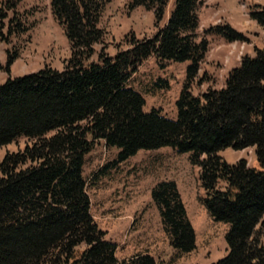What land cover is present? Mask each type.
<instances>
[{
  "label": "trees",
  "instance_id": "obj_1",
  "mask_svg": "<svg viewBox=\"0 0 264 264\" xmlns=\"http://www.w3.org/2000/svg\"><path fill=\"white\" fill-rule=\"evenodd\" d=\"M110 0H50L53 18L70 44L62 71L45 67L0 85V149L20 138L21 150L0 161V264H156L141 254L116 258L114 243L94 221L83 168L96 143L118 150L120 164L141 150L171 148L189 154L199 168L209 216L228 226L226 256L215 264H264V49L243 57L221 89L194 95L192 85L208 51L198 37L202 0H175L165 25L113 56L102 50L99 27ZM22 0H0V42L28 27L16 9ZM169 0H132L130 9L152 11L157 22ZM264 31V8L250 12ZM205 32L243 42L229 25ZM154 58L190 64L176 102L177 119L144 112L145 99L129 87L138 68ZM13 59L8 57L7 67ZM168 88L166 81H160ZM252 147L259 168L219 153ZM172 248L188 254L195 231L177 185L163 181L151 191Z\"/></svg>",
  "mask_w": 264,
  "mask_h": 264
},
{
  "label": "rangeland",
  "instance_id": "obj_2",
  "mask_svg": "<svg viewBox=\"0 0 264 264\" xmlns=\"http://www.w3.org/2000/svg\"><path fill=\"white\" fill-rule=\"evenodd\" d=\"M169 0L166 14L157 22L154 13L142 7L130 9L132 0H110L104 7L99 27L104 32L101 45L95 46L110 56L129 48L134 37L142 41L162 28L173 9ZM264 8V0H202L197 9L198 37L208 42V51L200 64L191 91L199 95L208 89L224 87L227 74L241 64L243 57H254L264 49V31L250 17V12ZM28 30L0 42V85L7 79L35 73L45 67L62 71L71 56L70 44L53 18L50 0H22L16 9ZM229 25L244 37L243 42H228L222 36L205 32ZM13 62L8 67L7 59ZM189 62H170L162 69L154 58L145 61L132 76L129 87L145 99L144 112L159 110L169 120L177 119L176 102L186 78ZM160 81H166L168 88ZM28 141L20 138L0 149V161L8 153L21 150ZM118 150L96 143L86 156L83 177L91 202V215L106 240L114 243L116 258L126 260L147 254L156 264H214L226 255L228 226L215 222L202 205L204 192L199 168L189 161V154L171 148L141 150L120 164H113ZM219 155L232 164L241 159L259 168L252 147L226 149ZM172 181L177 185L187 217L195 231L196 248L181 254L170 244L163 230L159 211L151 191L156 184ZM264 244V234L262 236Z\"/></svg>",
  "mask_w": 264,
  "mask_h": 264
}]
</instances>
